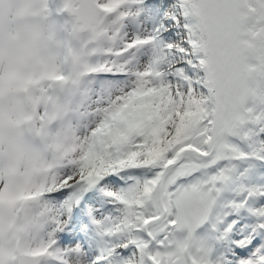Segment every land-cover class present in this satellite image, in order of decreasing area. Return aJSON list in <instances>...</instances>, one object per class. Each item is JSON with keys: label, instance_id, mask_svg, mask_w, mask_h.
Masks as SVG:
<instances>
[{"label": "snow or ice", "instance_id": "1", "mask_svg": "<svg viewBox=\"0 0 264 264\" xmlns=\"http://www.w3.org/2000/svg\"><path fill=\"white\" fill-rule=\"evenodd\" d=\"M171 25L97 73L115 94L45 193L56 233L102 191L90 264H264V0H178Z\"/></svg>", "mask_w": 264, "mask_h": 264}, {"label": "clouds", "instance_id": "2", "mask_svg": "<svg viewBox=\"0 0 264 264\" xmlns=\"http://www.w3.org/2000/svg\"><path fill=\"white\" fill-rule=\"evenodd\" d=\"M144 5L0 0V264H90L80 244L59 245L62 209L45 193L63 186L115 94V82L97 75L102 66L135 70L137 53L121 49L130 26L148 31Z\"/></svg>", "mask_w": 264, "mask_h": 264}, {"label": "rangeland", "instance_id": "3", "mask_svg": "<svg viewBox=\"0 0 264 264\" xmlns=\"http://www.w3.org/2000/svg\"><path fill=\"white\" fill-rule=\"evenodd\" d=\"M148 1V0H145ZM153 3L155 0H149ZM165 3H168V6L165 5L153 4V12L150 14L151 20L157 18L163 28H171V19L177 12L178 0H165ZM147 14L146 12H144ZM159 15V16H158ZM161 17V18H159ZM144 18L142 15L141 19ZM147 16L145 17L146 20ZM161 19V20H160ZM131 32L137 33L134 26H130ZM89 199L88 203H86L87 199ZM100 205V209H96L95 206ZM102 205V206H101ZM80 209L83 211L75 212L74 206L72 207L71 211L66 213L64 216V221L66 220L67 223L64 224L63 230L61 232L66 233L69 236V242L61 245V247H75L77 244H80L86 252H91L94 248V244L96 241V232H95V225L93 223V216L96 215L98 211L103 210L104 206V197L103 192H86L82 195L80 203L78 204ZM89 208L90 216L86 214V208ZM86 215V217H85ZM97 218H99L97 216ZM59 232V233H61Z\"/></svg>", "mask_w": 264, "mask_h": 264}]
</instances>
